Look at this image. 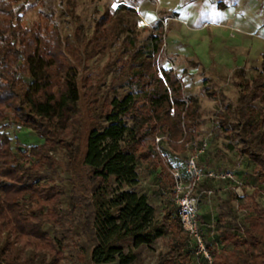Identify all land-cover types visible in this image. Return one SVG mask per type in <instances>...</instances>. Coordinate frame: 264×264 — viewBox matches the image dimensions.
<instances>
[{
	"label": "trees",
	"instance_id": "trees-1",
	"mask_svg": "<svg viewBox=\"0 0 264 264\" xmlns=\"http://www.w3.org/2000/svg\"><path fill=\"white\" fill-rule=\"evenodd\" d=\"M19 1L0 0V264H61L64 242L72 228L59 207L62 187L42 180V168L53 167L50 151L56 146L66 150L69 160L78 152L79 89L68 56L75 61L80 57L62 41L47 13L30 27L24 26L19 15L23 5L16 7ZM127 13L136 14L128 4H120L114 11L105 7L94 22L85 50H104L115 42L126 28ZM165 32L159 23L151 52L128 50L129 63L124 61L122 67L128 66L137 90L112 98L101 111L107 124L87 135L82 164L89 169L91 185L82 197L86 199L82 224L85 243L90 246L88 264L129 263L135 254L124 253L118 242L132 238L138 246L164 232L170 234V244L167 258L159 264L189 259L188 253H183L189 238L174 204L169 202L157 224L147 195L122 189L138 182V161L149 169L161 167V186L171 188L169 165L148 150L145 138L167 132L170 146L182 151L199 123L195 99L186 100L171 67L158 65ZM251 69L250 77L244 67L234 70L239 77L237 103L234 111L232 104L219 110L216 119L223 128L234 127L243 153L254 163L258 182L264 183V55L260 66ZM158 70L163 78L157 75ZM124 117H130L131 122H125ZM13 125L33 132L40 141L30 146L18 143L7 130ZM243 197L231 194L221 206L214 221L220 246L207 240L202 231L205 216L198 213L213 264H264V206L254 203L252 210L243 206L248 207L247 214L239 220L230 201ZM248 199H254V192ZM71 203L70 212L75 209ZM46 224L56 226L52 235L44 229ZM86 249L84 244L78 249L81 261Z\"/></svg>",
	"mask_w": 264,
	"mask_h": 264
},
{
	"label": "rangeland",
	"instance_id": "rangeland-1",
	"mask_svg": "<svg viewBox=\"0 0 264 264\" xmlns=\"http://www.w3.org/2000/svg\"><path fill=\"white\" fill-rule=\"evenodd\" d=\"M120 4L134 7L136 13L134 16L124 14L128 19L125 30L106 49L95 52H89L87 48L85 50L94 22L104 8L109 7L114 11ZM179 4V14L175 12V15L164 12L160 0H21L16 3L17 8L23 5L19 15L20 21L26 27L38 21L42 13L50 15V21L57 25L62 41L75 49L80 57L79 61H75L71 55L68 56L76 69L79 89L77 104L81 117L78 124V152L69 160L66 150L56 146L50 151L54 159L53 167L42 168V180L62 187L63 195L59 207L65 214L64 220L69 221L72 228L70 237L64 242V258L61 264H83V260L88 264L90 246L85 243L86 236L82 224V206L86 203V199L82 197L91 185L89 169L82 164L87 135L91 129H101L107 124L101 117V111L112 98H122L137 90L136 84L131 80V71L128 66L122 65L124 61L129 63L128 50L152 51L155 44L153 36L159 23H162L166 32L164 44L159 52L158 65L171 67L180 79L186 100L188 97L195 99L196 120L199 123L191 133L185 149L179 154L172 150L167 141L168 133L163 131L145 138L148 150L154 155L152 141L155 136H162L165 138L161 143L165 157L184 174L187 156L194 152L200 141L206 140L208 148L198 153L201 167L211 165L217 169H231L239 176L242 181L241 188H236V183L230 180H202L204 183L201 186L213 190L199 205V213L205 216V224L208 223L202 226V231L212 246L219 243L218 228L214 221L218 219L223 208L221 206L231 194L245 196L232 207L239 220L246 216L248 207L253 209L254 203L264 206V183L258 182L253 161L243 153L242 145L235 137L234 127L228 125L227 129L223 128L216 119L219 110H224L227 104H232L234 111V105L237 103L240 89L235 68L244 66L245 75L250 77L251 68L260 66L264 55V0H180ZM170 27L179 33L172 40L167 32ZM249 36H260V43L256 45L261 53L260 59H248V45H251V48L254 45L253 39L251 44L246 43ZM243 37L245 39H242ZM211 41L215 43L212 50L208 48V42ZM156 73L163 78L161 70ZM170 113H173V108ZM123 120L131 122L130 117H124ZM6 121L7 118L1 120L2 123ZM7 130L10 136L23 145L30 146L40 141L33 132L23 133L22 129L15 125L9 126ZM136 169L138 182L132 187L122 186V189L147 195L148 202L155 208L154 221L159 224L164 208L171 203L163 193L168 187L161 186V176L156 169L146 168L140 161L137 162ZM222 183L228 184L229 187L226 191L219 192L216 188ZM253 192L254 199L249 200L248 196ZM71 202L75 204L72 212ZM44 229L52 235L56 226L46 224ZM83 244L87 249L81 261L77 252ZM169 244L170 234L164 232L151 242L138 246L134 245L132 238H125L116 245L124 253L132 251L135 254L134 259L126 264H159L167 258ZM29 251V248H26V252ZM184 251L183 253H187L185 247ZM189 256V259L178 260L177 264H186L194 259L192 253H189ZM103 264L121 263L113 261Z\"/></svg>",
	"mask_w": 264,
	"mask_h": 264
},
{
	"label": "built area",
	"instance_id": "built-area-1",
	"mask_svg": "<svg viewBox=\"0 0 264 264\" xmlns=\"http://www.w3.org/2000/svg\"><path fill=\"white\" fill-rule=\"evenodd\" d=\"M162 139L165 138L162 136L154 137L152 141V150L153 153L159 154L164 162L169 165L173 186L164 190L163 193L176 207V214L180 226L187 233L189 238L185 245V250L188 256L189 253H192L194 259L187 261L186 264H213L212 254L205 245L201 226L197 218L202 197L209 196L213 190L211 188H201L200 184L202 180L205 179L230 180L236 183V188H241L242 181L234 170L217 169L211 165H208L206 168L201 167L198 161V153L208 148V142L206 140L200 141L194 152H191L187 156L183 174L179 167L171 165L172 163L170 160L165 157L161 146ZM216 245L220 246L219 243H216Z\"/></svg>",
	"mask_w": 264,
	"mask_h": 264
},
{
	"label": "crops",
	"instance_id": "crops-1",
	"mask_svg": "<svg viewBox=\"0 0 264 264\" xmlns=\"http://www.w3.org/2000/svg\"><path fill=\"white\" fill-rule=\"evenodd\" d=\"M160 3L162 4L161 7H163V9H165L164 12H167V13H175V12H177V15L179 14L177 8H180V7H178V5H181V4H179L180 3V0H160ZM168 15L171 16L170 14H168ZM175 15H176V13H175ZM167 32H169V35L168 36H169V39H171V40L174 39L179 34L178 31L175 28H173V27H170ZM248 38L249 39H248V41L246 43L251 44V41H252L251 39H253V43H254V45H253L252 48H251V45H248V47H250L249 48V53H248V57H249L248 59H251V60H256L257 58L260 59L261 58V53L256 48V45H259V43H260V36H255L254 38H252L251 36H249ZM242 39H245V37H243ZM214 47H215V43L213 41L208 42V48L210 50H212ZM241 61L243 62V60H241ZM239 67H244V66H239ZM239 67H237V68H239ZM244 69H245V67H244ZM24 131H29V130L22 129V132L23 133H24ZM172 150L175 151L174 149H172ZM175 152H176V154H179L180 153V151H175ZM155 169L160 174L161 167H157ZM227 187H229V185L226 184V183L218 184L216 190H218L219 192L220 191L223 192V191H226L227 190ZM243 196H241V197H243ZM236 203L237 202L235 200L230 201L231 208L233 207V204H236ZM205 204H207V202ZM233 213H234V211H233ZM207 224H204V225H207Z\"/></svg>",
	"mask_w": 264,
	"mask_h": 264
},
{
	"label": "snow or ice",
	"instance_id": "snow-or-ice-1",
	"mask_svg": "<svg viewBox=\"0 0 264 264\" xmlns=\"http://www.w3.org/2000/svg\"><path fill=\"white\" fill-rule=\"evenodd\" d=\"M115 7H116V5L114 4V5H113V8H115Z\"/></svg>",
	"mask_w": 264,
	"mask_h": 264
},
{
	"label": "water",
	"instance_id": "water-1",
	"mask_svg": "<svg viewBox=\"0 0 264 264\" xmlns=\"http://www.w3.org/2000/svg\"><path fill=\"white\" fill-rule=\"evenodd\" d=\"M21 149H24V147L22 146Z\"/></svg>",
	"mask_w": 264,
	"mask_h": 264
}]
</instances>
